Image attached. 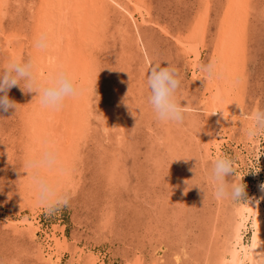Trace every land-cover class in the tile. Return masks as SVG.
Instances as JSON below:
<instances>
[{
    "label": "rangeland",
    "instance_id": "1",
    "mask_svg": "<svg viewBox=\"0 0 264 264\" xmlns=\"http://www.w3.org/2000/svg\"><path fill=\"white\" fill-rule=\"evenodd\" d=\"M5 1L0 0V27H3L0 29V47L3 49L0 48V70L9 57L31 59L33 47H29L30 39L38 34L36 30H40L33 17L40 0ZM120 1L131 10L134 8L131 1ZM137 1L147 5L143 10L147 21L135 14L134 23L113 3L100 16L104 22L101 27H106L102 32L104 36H100L103 46L91 51L94 56L91 85L96 80L95 92L89 90L91 118L80 143V161L70 179L75 195L65 207L49 212L39 206L33 212L21 201L18 177L23 155L21 148L10 139L20 135L22 116L30 109L35 90L25 92L18 85L8 90L9 97L18 106L16 110L9 108V112L0 111V185H3L0 188V264H13V261L20 264H88L85 260L88 257L96 264H227L220 260V256H228L231 233L235 226L241 225L236 209L240 210L255 191L254 184L258 180L264 182V136L251 142L243 133L244 115L257 105H264V0H248L250 7H244L247 9L246 20L238 45L242 70L238 74L239 83L233 88L235 102L238 99L239 103L221 126L219 137L222 150L219 154L233 159L236 174L241 176L245 185L242 201L217 200L211 187L204 182L210 160L217 152L208 132V113L204 103L208 80L201 73L200 65L214 58L220 37L224 36L221 19L229 0ZM197 21L201 23L198 29L202 40L197 41L200 54L194 77V54L187 52L176 39H186ZM137 29L143 47L136 39ZM161 56L169 58L179 68L181 91L188 97L191 109L180 125L160 124L146 103L144 69ZM166 64L167 61H161V66ZM188 101L181 99V104ZM115 150H118L117 154ZM113 163L115 168L112 169ZM231 175L228 174L226 179ZM35 213L40 228L33 236L24 230L25 227L18 228L21 229L18 231L15 226H8V220H18L24 215L31 218ZM250 221L241 226L245 243L251 241L253 227ZM52 233L61 244L54 246L57 260L48 262V244L54 241L49 240L48 235L52 236ZM226 235L230 237L229 242ZM175 254L180 257L178 261Z\"/></svg>",
    "mask_w": 264,
    "mask_h": 264
},
{
    "label": "bare ground",
    "instance_id": "2",
    "mask_svg": "<svg viewBox=\"0 0 264 264\" xmlns=\"http://www.w3.org/2000/svg\"><path fill=\"white\" fill-rule=\"evenodd\" d=\"M6 1H5V3L8 2V1L7 2ZM130 1L134 5V8H132V10L130 9V7L128 5H126L125 3H123L120 0H40L38 7L36 6L37 9H35L36 11L34 12L33 17L37 21L36 24H37L38 29H40V30H36V31L38 33L41 31H47L51 37V46L46 51L37 50L33 45V40H34L33 38L36 36L35 33H37V32H33L35 34V36L34 37L32 36L33 37V38H31L32 40L30 39V42H31L30 45L27 43V45H29L30 49H31V45L33 47V50L30 51L31 52L30 58L36 60L37 71H38L40 78L46 79L48 77V75L50 74V72L53 70V65L56 63H62L64 65H66L74 73V75L77 77L78 81L82 84L83 93L77 98L68 100L63 109L53 112V111H49V110L41 107V105L39 104V97L36 95L37 93L35 92V97H34L35 101L33 100L32 104L30 105V109H27L26 111L24 109H21L22 112L25 111L24 115L22 114L23 115L22 116V124L23 125L21 128V133L17 137L18 139L14 138V139H10V141L13 142V144L17 145L19 148H21L20 151H21V155H23V165H22V170H20V177H18V178H20V181H18V182H21V184L19 185L20 186V188H19L20 189V197H21V201L23 203H26V205L28 204L27 206L31 207L30 209H32L33 212H35V210L37 209L36 207H39V206L34 201L33 195L31 193V190H30L29 185H28L27 177L25 176V175H27V170L24 169L25 159L28 156L29 152L38 146V143H39L41 138L49 137V138L56 139L59 143V146H60L61 158H62L63 162L70 169L69 175L63 178L64 183H66V184L71 183L70 179H72L71 178V176L73 175L72 172H74L73 170L75 169L76 163H78L80 161V156H81L80 155V143L82 142V140L85 137V135H84L85 133H83V132L85 131L86 125L90 121L89 120L90 110H92L90 107V105L92 103H90L91 100H90L89 90L91 89L90 88V86H91L90 70H91L92 65H93L92 60L94 59V56L91 53L94 51V49L98 50V49H100L101 46H103L102 42L100 44V41H101L100 36L101 37L104 36L102 32L105 30V27H106V26L105 27L103 26V28L101 27V25L104 24V22H103V20L100 19L101 18L100 16L103 15V13L107 10V8L110 5H112V3H113L116 7H118L120 9V11H123L125 13L127 19L134 21V23H136L135 22L136 19L134 18L135 14H138L140 16L139 18L142 21H147V19L145 18V15H144V11H143L144 6L146 4L143 6L141 4L142 1L140 2L137 0H127V2H130ZM247 1L248 0H229L228 1L229 2L228 7H227V9H225L226 11L223 13V17L221 19V21H222L221 27H222V31L224 33V36L222 38L220 37L218 45L215 48V55L213 58L222 66V68L224 69V72H223V75L220 76L219 78H211V79L207 78L208 81H206V83H208L207 84L208 95L205 96L204 103H205V109L207 111L206 113H208L207 114L208 115L207 116V124L209 126L208 132H209V135L211 138V142L214 145L213 147L216 149L217 154L220 151H221L220 153H222V150H220L221 148L219 147V142L221 141V140L219 141L220 128L223 124L225 125L226 121L228 120V116L233 113V109H234L233 107L235 106V104L239 103L238 99H237V102H235L234 92H233L234 89L233 88H235L236 84H238L239 80H240V79H238V74H239V70L241 69V66H240L241 65V63H240L241 57H240L239 52H238V49L240 47L238 45H239L240 38L242 35V33H241L242 29H244V25H245L247 9L245 10L244 7H246L248 5ZM1 4H4V3H1ZM127 4H129V3H127ZM203 6H205V5H203ZM247 7H250V6L248 5ZM2 8H4V7H2ZM120 11H119V13H120ZM107 14H108V12H107ZM105 18H106V16H105ZM196 18H198V17H196ZM99 19H100V21H99ZM201 19H203V17ZM105 22H106V20H105ZM197 22H198L197 25L192 28L191 32L189 33V35L186 39H184V40L181 38L176 39V40H178L179 44L185 48V50L187 52L190 51L191 53L193 52V54H194L193 59H192V61L195 63L193 66L194 77L196 75V65H197L196 62H198V57H199L198 55L200 54L199 49H198L199 43L197 41L202 40V33L199 32V29H198L199 28L198 25L201 23H199L200 21H197ZM0 24H2V23H0ZM105 25H106V23H105ZM1 28H3V27H0V29ZM202 29H203V27H202ZM137 32H136L137 33L136 39L138 42L142 43L143 41L141 39V35L139 34L138 29H137ZM34 34H32V35H34ZM5 36H7V35H5ZM173 37H175V36H173ZM18 40H19V38H18ZM127 41H128V39H127ZM12 42H13V40H12ZM2 43H3V41H2ZM5 45H7V44H5ZM0 46H1V43H0ZM245 46L246 45H243V47H245ZM142 47H143V43H142ZM109 48H111V47H109ZM16 49H18L17 46H16ZM19 49H21V48H19ZM4 51H6V50H4ZM181 51H183V50H181ZM14 55H16V53ZM138 55H139V53H138ZM14 57H16V56H14ZM147 60L149 61V59H147ZM5 62H7V60H5ZM2 64H5V63H2ZM240 86H242V84ZM238 94H237V96H238ZM22 106H24V105H22ZM187 106H189V105H187ZM217 108H221V109H218L215 112H212ZM8 112H9V110H8ZM210 112H212V113H210ZM234 114H235V112H234ZM0 118H2V117H0ZM234 121H235V119H234ZM234 121L232 120V123ZM204 124H205V122H204ZM11 131H12V129H11ZM13 131H15L14 128H13ZM14 133H16V132H14ZM117 135H115V137ZM161 138H164V137H161ZM222 138H223V135H222ZM115 141H117V140H115ZM251 142H253V141H251ZM119 143H120V140H119ZM116 146L118 147V145H116ZM204 149H206V147H204ZM215 149H214V151H215ZM115 152L113 151L112 153L117 154L118 150H115ZM6 153L9 155V153L7 151H6ZM108 155L113 156V155H110L109 153H108ZM205 155H207V154H205ZM113 159H115V158H113ZM106 165H108V164H106ZM102 167H105V165ZM113 168H115L114 163L112 164V169ZM115 172L116 171H114V173ZM111 174H113V173H111ZM116 178L117 177H115V179ZM110 179H112V178H110ZM115 179H114V181L118 180V179L117 180H115ZM263 181H264V179H263ZM254 185H256L255 186L256 188H254L255 191L249 195V197L246 199L245 202L243 201L244 203L240 207L241 208L240 210H239V208L236 209V212L239 211V214L241 217V225H239L240 224L239 223L237 226H235L233 233H231V238H232L231 244L230 245H228L229 243L227 244L229 246V248L227 249L228 250L227 251L228 256L226 254L224 256L223 255L220 256L221 257L220 260L223 263H227V264H255V261L257 259L264 256V204H262V201L264 199V188L261 187L262 185H264V182L262 183L261 181L258 180L257 183ZM16 186H18V185H16ZM173 196L174 195H172V197ZM169 197H171V196H169ZM180 197H182V196H179V198ZM159 198H161V197H159ZM157 199H158V197H157ZM178 200H181V199H178ZM188 204H191V202ZM189 206H187V207H189ZM24 207H26V206H24ZM24 207H22V208H24ZM106 216H108V213ZM106 218H108V217H106ZM101 219H103V218H101ZM249 219H251V221H252V227H253L252 230L253 231H252V235L250 237L251 238L250 243H245V241L243 240V235L241 233V229H242L241 226H244L245 221H247ZM231 222H233V221H231ZM10 225L15 226V228H17L18 231H21V229H18V228L25 227L24 230H27L31 236H33L36 233L37 229L40 228L36 213L31 218H29L27 215H24L21 219H18V220L17 219L16 220L14 219L12 221L8 220V226H10ZM249 228H250V226H249ZM27 231H25V232H27ZM231 231L232 230H230V232ZM222 232H225V231L222 230ZM52 234H53L52 236L48 235L49 240L54 239V241H53V243H50V244H48V242H47V244L49 246L48 249H50V250L48 251L47 258L45 256L43 257V259L46 258V260L48 262L57 260L58 255H57V251H56L54 246L56 244H61V242L59 241L60 239H57V237L55 236L54 233H52ZM223 234H225V233H223ZM254 234H255V245L253 246V235ZM225 238H227V235ZM228 238H230V237H228ZM228 238H227V240H228ZM210 240H209V242H210ZM7 242H9V241L7 240ZM217 242H219V241H217ZM228 242H229V240H228ZM221 243H224V242L221 241ZM215 244H216V242H215ZM6 245H7V243H6ZM212 246H214V245H212ZM219 246H221V245H219ZM3 247H4V245H3ZM224 253H226V252H224ZM196 257H198V256H196ZM175 258L178 261V259L180 257L177 254H175ZM155 259H156V256H155ZM204 259H206V258H204ZM85 260L88 264H96V262L94 261L93 258L88 257ZM157 261L158 260H156V262ZM219 263H221V262H219ZM152 264H157V263L152 262Z\"/></svg>",
    "mask_w": 264,
    "mask_h": 264
},
{
    "label": "clouds",
    "instance_id": "3",
    "mask_svg": "<svg viewBox=\"0 0 264 264\" xmlns=\"http://www.w3.org/2000/svg\"><path fill=\"white\" fill-rule=\"evenodd\" d=\"M33 45L37 50H48L51 46L48 32H39L34 37ZM161 61H167V64L161 66ZM200 71L206 78L211 79L222 76L224 69L215 59H210L200 65ZM143 75L146 103L154 118L162 125L183 124L190 108L187 106L188 97L181 91L182 77L179 68L169 58L161 56L146 65ZM95 84L96 80L91 85L93 93ZM15 85L25 92L35 90L41 107L53 112L63 109L68 100L83 93L82 84L62 63L54 64L48 77L41 79L35 59L10 57L0 70V111L17 109L18 103L8 95V90ZM181 99L188 102L181 104ZM218 109L221 108L212 112ZM244 120L243 133L249 140L254 141L257 137L264 136V105L251 109L244 115ZM24 169L27 170L25 176L35 203L49 212L67 206L75 195V187L64 183L63 178L69 175L70 169L61 158L60 146L56 139L41 138L38 146L26 157ZM230 173L231 178L226 179ZM204 182L211 187L212 195L217 200L242 201L245 185L241 182V176L236 174L231 157L218 153L211 158ZM2 187L3 185H0V188ZM261 187L264 188V185ZM13 264L20 262L13 261ZM255 264H264V256L257 259Z\"/></svg>",
    "mask_w": 264,
    "mask_h": 264
},
{
    "label": "snow or ice",
    "instance_id": "4",
    "mask_svg": "<svg viewBox=\"0 0 264 264\" xmlns=\"http://www.w3.org/2000/svg\"><path fill=\"white\" fill-rule=\"evenodd\" d=\"M255 245V234L253 235V246Z\"/></svg>",
    "mask_w": 264,
    "mask_h": 264
}]
</instances>
